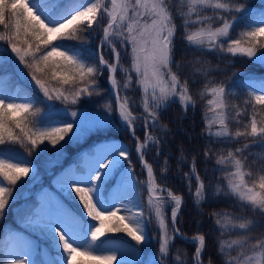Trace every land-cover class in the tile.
<instances>
[{"label": "snow or ice", "instance_id": "6c2138e0", "mask_svg": "<svg viewBox=\"0 0 264 264\" xmlns=\"http://www.w3.org/2000/svg\"><path fill=\"white\" fill-rule=\"evenodd\" d=\"M208 9L212 10V15L204 14ZM255 15L241 0H180L174 8L169 0H0V26L3 28L0 41L6 42L19 64L28 69L31 81L46 101H59L65 105V108L56 109L55 104H48L49 113L41 114L39 109L33 111L35 98L17 102V99L0 92V146L19 144L28 150L29 155L45 141L55 147L72 131L73 123L49 119L48 116L52 112H63L74 119L80 118L81 114L76 110L69 112L68 106L79 104L85 97L100 96L98 77L106 70L111 92L115 95V108L111 103H105L103 108L109 115L113 111L118 113L120 125L136 139V152L147 170L150 217L155 216L160 230L159 259L153 264H188L186 258L182 259L180 250L174 257L171 254L174 237L169 234L165 217L166 204L171 203V228L182 237L176 228L182 197L157 184L153 168L145 160V149L161 143L148 131L155 126L159 110L166 109L175 97L179 98L185 111L189 106L195 108L189 81H182L179 72L172 67L177 32L174 19L180 17L188 46L194 54L199 53L190 63L194 66L193 74L202 73L204 76L201 95L211 97L207 105L212 115L205 122V134L210 143L236 144L241 137H250L264 148V80L259 88L249 90V99L243 101L241 109L228 102L229 97L237 95L232 85L227 80L211 79V72L203 66L202 59L215 54L221 62L229 56H241L264 63V51H261L264 50V8L259 11L257 19L252 18ZM241 24L238 37L233 38L232 32ZM101 25L102 35L97 45L99 58L96 60L95 52L85 55V46ZM85 32L88 33L86 37L81 35ZM65 40L81 43L72 46L62 43ZM105 48L112 56L111 61L105 58ZM121 49L130 50V69L123 68L120 63ZM6 51L0 52V60ZM118 71L126 75L125 90L132 85L131 73H135V83L143 94L141 117L133 115L130 101L121 95L116 78ZM249 106L252 109L249 122L243 125V130L231 131V120L240 124L239 118L247 114ZM230 110H235V116H230ZM29 117L33 119L29 120ZM137 119L144 120L143 142L136 136L134 125ZM248 147L245 144L226 154L221 152L216 158V170L223 172L227 180L226 194L238 201L236 208L240 213H212L221 235L238 230L251 233L257 221L249 219L250 216L264 220V174L251 182L246 179L253 177V172L246 171L249 157L245 152ZM213 154L212 149L204 152L206 158ZM32 171L31 161L12 149L0 147V177L3 178L0 180V215L14 199V186ZM259 172L264 173V167ZM184 176L188 180L189 193L199 205L211 186L202 180L195 162L190 173ZM193 176L196 182L194 193ZM111 180H115L117 189L110 201L105 193ZM122 186L130 189L127 198L118 194ZM65 187L79 198L82 212L89 219L66 206H58L50 212L43 229L45 238L51 237L56 245L57 255L52 264H113L114 261L125 264L115 252L96 254L98 242L106 232L125 233L136 245L151 241L147 231L150 217L146 220L142 210L133 211L139 204L130 153L125 146L107 144L100 147L88 174ZM221 191L222 188L217 186L213 195H219ZM117 200L121 201L119 207L115 204ZM121 210L129 214L118 215ZM192 242L197 246L191 264H203L205 236L198 234ZM25 247L31 250L30 246ZM28 251H18L16 255L5 257L7 264H37L29 259ZM218 251L223 256V264H264V233L245 235L230 242L220 240Z\"/></svg>", "mask_w": 264, "mask_h": 264}, {"label": "trees", "instance_id": "16d2710c", "mask_svg": "<svg viewBox=\"0 0 264 264\" xmlns=\"http://www.w3.org/2000/svg\"><path fill=\"white\" fill-rule=\"evenodd\" d=\"M241 2H246L250 7L251 13L256 15L252 18L257 19L259 17L260 9H254L258 4V0H241ZM170 6L173 8L177 6L178 2L176 0H169ZM264 8V4L263 7ZM106 23V21H105ZM174 23L177 25V32L174 40V52H173V70L179 72L182 81L187 79L189 81L190 94L193 95L195 100V108L191 106L188 107L187 111L182 107L179 98L175 97L171 102H169L166 109L159 110L158 120L155 126L148 129L149 133L156 137L161 143L158 145H151L147 148L145 152L146 160L151 164L156 180L160 184H164L176 193L180 194L183 198L182 205L177 217V225L180 231L185 235H195L203 234L205 236V249L203 252V264H223V256L218 251V244L222 236L219 227L215 224L214 218L212 217L213 212H224L240 214L239 210L236 208L238 201L235 197L230 194H226L227 180L224 179V173L217 171L216 158L221 152L224 154L227 151L232 150L236 147H244L245 144L249 145L245 152V155L249 157L246 164V171L253 172V177H246L249 182L260 174L259 169L264 167V148L259 146V141H253L252 138L241 137L239 143L236 144H218L210 143L209 138L205 134L206 128V112H207V95H201L199 92L204 87V76L202 73H195L194 66L190 63L195 57L199 56V53H193L192 48L188 46L185 36L183 34L184 27L179 16H176ZM103 25H101L102 27ZM243 24L238 26L235 31L232 32V37L237 38L239 31L241 30ZM0 31H3L2 26H0ZM98 31V30H95ZM100 31V30H99ZM102 31V30H101ZM82 36H88V33H82ZM62 43L72 46H79L81 41L78 40H65ZM97 44L89 39L88 44L85 46V55L89 52H95V59L98 60ZM7 50L4 53V57L0 60L3 64V68L0 69V77H4L8 82V85L13 87H18L19 92L24 96L25 99L35 98L36 103L34 104L33 111L39 109L41 114H48V102L44 97L36 90L33 86L25 82L20 75L15 71L13 67L8 65L5 55H8V46L6 42L0 41V52ZM121 55V65L125 69H130L131 67V57L126 56L122 49L120 50ZM264 51V50H261ZM105 58L112 60V56L107 48L103 49ZM10 61L9 57H7ZM203 66L211 72V79L216 81L227 80L229 84L232 85L233 91L237 93L234 97H229V104H236L243 109V101L249 99L248 92L251 88H259L260 82L264 80V63L260 61H254L247 57H231L229 56L226 60L221 62L220 57L215 54H208L203 58ZM11 62V61H10ZM24 68V66H23ZM28 73V69L24 68ZM133 77L132 85L127 89H123V84L126 80L124 72H117V81L121 88V95L128 98L130 101V110L133 115L141 117L143 115L142 107V91L139 86L135 83V73H131ZM108 73L105 70L99 79L108 88L107 82ZM51 87V85H50ZM110 92V91H109ZM110 99L115 107V101L112 96ZM133 99V101H131ZM251 106L248 107L247 114L242 115L240 119V124H236L235 120L230 122V130L235 132L237 128L243 130V125L248 123L251 117ZM60 114L59 112H52L48 118L56 120V116ZM230 116H235V110H230ZM29 117V120H32ZM39 119V118H36ZM259 119V116H257ZM136 136L143 141L144 137V120L137 119L135 122ZM115 129L109 131L111 135L118 136L125 143L128 144L131 166L135 169H140V165L136 159V154L134 151V146L136 145V139L127 131L123 126L120 125L119 118L116 119ZM70 134V133H69ZM68 136L65 137V139ZM64 139V140H65ZM63 141H60L55 147L48 144L39 145L36 151H33L29 155L28 150L19 144H9L0 147L6 149H12L14 152L24 154L28 158H33L39 165L42 158L41 149L50 150L55 149L61 145ZM76 147L68 146L69 154H76L80 149L88 146L87 143H83ZM79 148V149H78ZM212 149L214 153L210 158H206L204 155L205 150ZM159 153V154H158ZM195 162L197 172L204 180L206 185H210V191L206 193V198L199 205L196 204L193 195L189 193L188 180L185 179L184 174L190 173L191 166ZM41 175L43 177V183L49 182L50 175L46 174L45 167L41 165ZM137 172V171H136ZM140 176L144 179V173L140 169ZM164 172V174H162ZM138 174V173H137ZM41 177V178H42ZM139 182H142L141 180ZM192 192H195L196 182L195 177H192ZM142 184H140L141 186ZM217 186L222 188L219 195H213ZM34 199V195L31 197ZM72 203L79 205V200L77 197L73 199ZM11 204L6 208L4 212V217L0 218V262L5 260L6 250L5 242L6 235L4 234L3 225L7 220H12V210ZM80 206V205H79ZM145 208V207H144ZM146 211V209H144ZM166 222L169 225V234L174 237L173 244L171 248V254L174 257L177 250H180L182 259L186 258L188 264H191L192 257L195 251L196 244L193 242L185 241L177 237L172 231L168 219V214L166 211ZM151 218V217H150ZM255 219L257 224L254 226L251 233H246L250 236H257L264 233V220L260 217H249V219ZM155 221V223H153ZM153 222L148 223L149 236L152 237L148 245H145V255L147 256V251H153L159 259V225L156 219ZM157 224V225H156ZM106 234L112 236H118L126 241L134 243L125 233H111L106 232ZM46 241L50 244L49 249L39 250L33 256V260L37 264H52V261L56 258L57 250L56 245H53L49 238ZM147 246V248H146ZM62 251V249L60 250ZM125 262V264H133L125 258H118ZM157 259V260H158ZM113 264H117L116 261Z\"/></svg>", "mask_w": 264, "mask_h": 264}, {"label": "rangeland", "instance_id": "374dc122", "mask_svg": "<svg viewBox=\"0 0 264 264\" xmlns=\"http://www.w3.org/2000/svg\"><path fill=\"white\" fill-rule=\"evenodd\" d=\"M176 1L178 2L177 5H179L180 0ZM257 3L258 4L256 5V7H254V9H262L264 0H258ZM204 14L212 15V10H205ZM215 26L219 25L216 24ZM96 30L98 31H95L93 33L92 40L95 42V44L98 45L99 36L102 34V27ZM183 34L185 36L184 29ZM122 51L126 56L131 57L129 54L130 50L125 51L122 49ZM5 57L8 65L13 67L25 82L33 86L43 96V93L40 92V90L35 86L34 81H31V76L28 75L26 70L23 68V65L19 64V61L18 59H16L15 54L11 53L10 48H8V55H5ZM7 57H9L11 62ZM20 70H22V74ZM2 82L3 78H0V92H2L4 96L17 99V102L24 100L17 88L12 87L10 89L7 84ZM98 84L101 91L100 96L94 95L91 98L85 97L79 104L75 106H68L69 112L71 110L78 111L81 114L80 118L74 119L70 115H65L63 112H59L60 114L56 116V120L71 121L73 123V129L70 132L69 137H67L64 142L57 148L50 150L41 149V151H39L42 152V158L39 159L40 165L33 158H28L24 154L20 153L27 160L31 161V165L34 171H32L28 177H23L20 181H18L17 185L14 186V199L11 200V210L12 217H14L15 221L7 222L5 226L7 232L9 233V237L11 238V241L9 242L8 239L5 245L9 257L18 254V251H28L25 246H30L31 250L28 251V257L30 259L32 254L38 249V245H42V248H44L45 242L40 237V235H44L43 224L47 221L50 212L55 210L58 206H66L72 209L74 212L81 213L86 219H89L87 218L86 213L82 212V205L79 206L76 203H72L73 197H75V193H70L69 189H66L65 186H70L73 181H76L79 177L88 174V171L93 165L94 158L96 157L97 151L100 147L107 144H114L123 145L128 149L127 143H125L118 136H113L111 135V133H109V131L115 129L114 126H116L117 119L116 114L118 113L113 111L109 115V113L104 110L103 105L105 103H111L113 108L115 107L112 100L110 99L111 93L109 92L108 88L105 87L99 77ZM202 90L203 89L200 90V94L202 93ZM208 99H211V97L207 96V100ZM131 101H133V99H131ZM47 102L49 104H55L56 109L65 108V105L61 104L59 101ZM211 115L212 114L208 112L207 108L206 120L210 118ZM82 142L90 145L89 148L83 151L79 150L78 157V153L74 155H67L69 153L68 146L72 147L73 145H75L76 147H78L77 144L81 145ZM36 154H38L37 151ZM41 165L45 167L46 174L50 175L49 184L42 183L43 177L40 172V169L42 167ZM124 166H128L127 162L124 163ZM140 169L145 174L144 169L141 165ZM140 169H135V166L134 168L132 167L133 178L136 182L135 195L139 204V207L134 208L133 211L142 210L145 219L148 220L150 217L151 209L148 205L146 176L144 179L143 177H141L140 179L144 183H141L139 182L140 180H137L138 175L140 176L141 174ZM162 174H164V172H162ZM2 179L3 178L0 177V180ZM140 184L142 185L140 186ZM116 189L117 185L115 180H111L108 184V190L105 193L106 198L111 201L113 193L116 192ZM129 191L130 189L127 186H122L119 189L118 194L127 198V194ZM164 194L165 193H163V195ZM33 195H35V201L31 198ZM120 203L121 201H115L117 207L120 206ZM172 206L173 205L171 203L166 204L165 216L167 211L168 218ZM144 209H146V211ZM117 214L127 215L129 213L121 210ZM153 219H155L154 215L151 216L150 220L153 222ZM92 223L95 224L94 221ZM153 223H155V221ZM148 226L149 225H147V231ZM225 234L226 235L222 236L220 239L224 240L225 242H230L232 239L243 238L245 235H247L246 233L239 230L233 233L225 232ZM49 238L51 239V237ZM55 240L58 241V237H56ZM145 245H148V243L143 245H136L135 241L134 243H132L119 238L118 236H108L105 233V235L101 237V242H98L96 254H107L108 252H115L118 258L120 257L128 259V261L133 264H153V261L157 260L158 256H156V254L151 250L147 251L146 256ZM232 254L235 255V253ZM4 264H7V261H5Z\"/></svg>", "mask_w": 264, "mask_h": 264}, {"label": "water", "instance_id": "95a60500", "mask_svg": "<svg viewBox=\"0 0 264 264\" xmlns=\"http://www.w3.org/2000/svg\"><path fill=\"white\" fill-rule=\"evenodd\" d=\"M107 81H108V84H109V87H110V90H111V85H110V83H109V79L107 78ZM112 93V92H111ZM112 95H113V98L115 99V95L112 93ZM137 146V145H136ZM135 150H136V147H135ZM137 158H138V161L140 162V160H139V156H138V154H137ZM146 160V159H145ZM148 163V162H147ZM142 165V164H141ZM143 166V165H142ZM144 167V166H143ZM145 169V168H144ZM145 173H146V177H147V170L145 169ZM170 221H171V213H170ZM176 228H177V225H176ZM178 236H180V235H178ZM181 237V236H180ZM195 236H189V237H186V236H184V235H182V238L183 239H188V240H190V239H192L193 240V238H194Z\"/></svg>", "mask_w": 264, "mask_h": 264}]
</instances>
